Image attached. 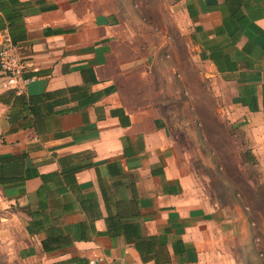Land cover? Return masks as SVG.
I'll list each match as a JSON object with an SVG mask.
<instances>
[{
  "label": "crops",
  "instance_id": "obj_1",
  "mask_svg": "<svg viewBox=\"0 0 264 264\" xmlns=\"http://www.w3.org/2000/svg\"><path fill=\"white\" fill-rule=\"evenodd\" d=\"M130 3L0 0V45L28 60L23 89L0 70V156L16 165L0 184V264L235 263L236 198L188 149L190 70L241 132L245 205L257 191L264 210V0H165L181 63Z\"/></svg>",
  "mask_w": 264,
  "mask_h": 264
},
{
  "label": "rangeland",
  "instance_id": "obj_2",
  "mask_svg": "<svg viewBox=\"0 0 264 264\" xmlns=\"http://www.w3.org/2000/svg\"><path fill=\"white\" fill-rule=\"evenodd\" d=\"M129 5L136 19L152 29L159 39L172 40L175 59L181 63L180 51L184 45L182 20L169 12L165 0H131ZM184 79L193 99L187 100V103L182 102L179 108H183V118L189 127L187 141L191 157H194L195 166L211 174V177L212 173H216L212 181L220 184L223 198L227 202H230V198H236L238 213L243 220L241 223L244 229H238L239 245L233 264H264V210L261 209L259 196H256L257 191L255 197L258 203H255L254 210L247 209L244 200V173L251 170L249 164L245 163L248 153L242 134L227 117L221 115V100L213 97L209 83L203 84L210 89L204 91L191 70L185 73ZM235 156L240 158L236 167H226L229 158Z\"/></svg>",
  "mask_w": 264,
  "mask_h": 264
},
{
  "label": "built area",
  "instance_id": "obj_3",
  "mask_svg": "<svg viewBox=\"0 0 264 264\" xmlns=\"http://www.w3.org/2000/svg\"><path fill=\"white\" fill-rule=\"evenodd\" d=\"M27 68V58L19 53L9 39H4L0 45V70L14 80L17 89H23L28 81V78L24 76ZM102 261V258L90 259L89 264H97Z\"/></svg>",
  "mask_w": 264,
  "mask_h": 264
},
{
  "label": "trees",
  "instance_id": "obj_4",
  "mask_svg": "<svg viewBox=\"0 0 264 264\" xmlns=\"http://www.w3.org/2000/svg\"><path fill=\"white\" fill-rule=\"evenodd\" d=\"M14 168L16 167V165L14 163H11V158L10 156H0V184L4 183L5 179H4V174L5 172H9L10 168ZM114 225V222H111ZM52 238V237H51ZM56 239V237H55ZM53 241H43L42 245H43V249L45 251H49L51 249H55L56 247H59L61 244L57 243L56 240ZM53 242V243H52ZM136 245H138L136 243Z\"/></svg>",
  "mask_w": 264,
  "mask_h": 264
}]
</instances>
